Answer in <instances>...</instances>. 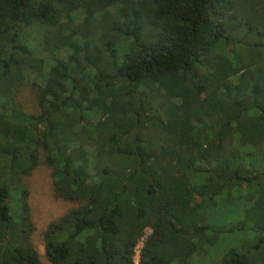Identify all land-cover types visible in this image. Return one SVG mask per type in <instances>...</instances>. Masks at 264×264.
<instances>
[{
	"label": "trees",
	"instance_id": "1",
	"mask_svg": "<svg viewBox=\"0 0 264 264\" xmlns=\"http://www.w3.org/2000/svg\"><path fill=\"white\" fill-rule=\"evenodd\" d=\"M251 35L264 0H0V264H42L23 183L41 156L76 204L43 233L49 264H135L141 240L139 264H264Z\"/></svg>",
	"mask_w": 264,
	"mask_h": 264
},
{
	"label": "rangeland",
	"instance_id": "2",
	"mask_svg": "<svg viewBox=\"0 0 264 264\" xmlns=\"http://www.w3.org/2000/svg\"><path fill=\"white\" fill-rule=\"evenodd\" d=\"M251 43H256V50L264 58V49L260 46L264 45V39L259 41L260 39L257 36H249ZM33 40V41H32ZM40 35L36 31L30 32V41H32L33 46H38L40 43ZM247 39L245 40V42ZM262 42V43H260ZM49 62H46V68L48 69ZM31 82L34 79H31ZM28 78V82L30 83ZM35 82L38 80L35 79ZM15 102L21 106L23 111L28 114H36L37 109L35 107L33 93L31 92L29 86L23 88L17 97L15 98ZM259 155L264 159V146L262 147ZM23 183L26 186L28 196H27V204L30 210L31 221L34 226V230L30 236L33 247L37 250L39 254V258L42 264H49L45 257L44 248H43V233L46 230L48 224L53 221L60 219L64 216L70 209L75 208L76 204L64 201L62 199H57L55 197L53 186H52V178H51V169L45 164V160L43 156L40 157L38 161V165L23 179ZM15 194V193H13ZM12 194L13 206L17 204L18 195ZM145 235L149 234L150 231L147 229L145 231ZM230 245L231 241L227 240L223 246ZM142 245V240L138 243L135 251L134 262L136 264L139 263V250ZM219 253V254H218ZM217 256L214 258H210L209 255L196 257L195 264H211V262L217 261V259L221 256V250L218 252ZM216 258V259H215Z\"/></svg>",
	"mask_w": 264,
	"mask_h": 264
},
{
	"label": "built area",
	"instance_id": "3",
	"mask_svg": "<svg viewBox=\"0 0 264 264\" xmlns=\"http://www.w3.org/2000/svg\"><path fill=\"white\" fill-rule=\"evenodd\" d=\"M135 263V262H134ZM136 264V263H135ZM139 264V263H138Z\"/></svg>",
	"mask_w": 264,
	"mask_h": 264
}]
</instances>
